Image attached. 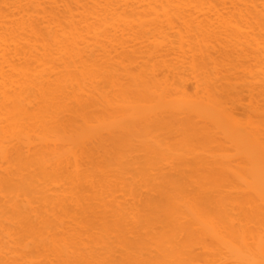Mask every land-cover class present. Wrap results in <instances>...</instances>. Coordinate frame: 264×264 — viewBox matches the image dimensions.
Returning a JSON list of instances; mask_svg holds the SVG:
<instances>
[{"label":"bare ground","instance_id":"6f19581e","mask_svg":"<svg viewBox=\"0 0 264 264\" xmlns=\"http://www.w3.org/2000/svg\"><path fill=\"white\" fill-rule=\"evenodd\" d=\"M0 264H264V0H0Z\"/></svg>","mask_w":264,"mask_h":264}]
</instances>
